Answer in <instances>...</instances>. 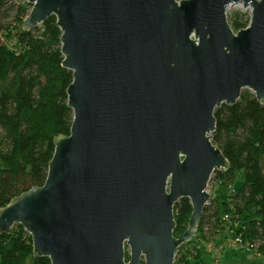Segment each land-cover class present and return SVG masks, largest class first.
<instances>
[{
    "label": "water",
    "instance_id": "obj_1",
    "mask_svg": "<svg viewBox=\"0 0 264 264\" xmlns=\"http://www.w3.org/2000/svg\"><path fill=\"white\" fill-rule=\"evenodd\" d=\"M12 1L30 6L24 32L55 19L72 122L44 184L0 209V236L21 226L50 264H174L229 168L215 109L243 90L264 105V0ZM234 6L249 10L237 32ZM180 199L192 211L176 238Z\"/></svg>",
    "mask_w": 264,
    "mask_h": 264
},
{
    "label": "trees",
    "instance_id": "obj_2",
    "mask_svg": "<svg viewBox=\"0 0 264 264\" xmlns=\"http://www.w3.org/2000/svg\"><path fill=\"white\" fill-rule=\"evenodd\" d=\"M29 10L28 4L0 0V209L44 184L53 142L69 135L72 122L66 106L72 73L61 66V33L54 17L22 31ZM227 18L234 32L249 22L242 12ZM214 117L212 142L229 168L215 171L211 181L229 191L219 200L212 197L196 235L179 248L174 264H206L204 245L224 247L225 236L240 240L238 247L249 257L245 264H264V105L243 90L235 105H221ZM191 211L188 199L174 205V237L185 232ZM32 252L31 237L21 226L0 236V264H50Z\"/></svg>",
    "mask_w": 264,
    "mask_h": 264
},
{
    "label": "rangeland",
    "instance_id": "obj_3",
    "mask_svg": "<svg viewBox=\"0 0 264 264\" xmlns=\"http://www.w3.org/2000/svg\"><path fill=\"white\" fill-rule=\"evenodd\" d=\"M176 1H180V0H176ZM234 12H242L249 16V10H245L241 6H234V7H228V9L226 10L227 17ZM239 183L238 182L234 183V186L236 185L237 187L238 185H240ZM207 190L212 195V197L218 198L219 200L222 194L227 193L229 191V188L219 186L216 182H214L213 180L212 181L210 180ZM230 239L231 237L225 236L223 238V243H222L224 247L222 246L217 247L218 252H219L218 253L219 257L217 260L218 264H245L246 262H249L248 261L249 257L245 250H242L238 246L228 245ZM209 246L214 247L213 245H204V251H205L204 260L206 264H213V261H212V258H213L212 250L213 249L210 248ZM258 261L260 260L258 259Z\"/></svg>",
    "mask_w": 264,
    "mask_h": 264
},
{
    "label": "built area",
    "instance_id": "obj_4",
    "mask_svg": "<svg viewBox=\"0 0 264 264\" xmlns=\"http://www.w3.org/2000/svg\"><path fill=\"white\" fill-rule=\"evenodd\" d=\"M225 219H226V217H225ZM239 243H240V240L238 239V238H236V237H231V239L229 240V246H239ZM247 246V245H246ZM210 248H212L213 250V252H212V261H213V264H218V262H217V260H218V257H219V255H218V249H217V247H212V246H209Z\"/></svg>",
    "mask_w": 264,
    "mask_h": 264
}]
</instances>
